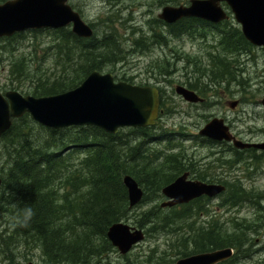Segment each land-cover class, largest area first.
I'll use <instances>...</instances> for the list:
<instances>
[{"label":"rangeland","instance_id":"obj_1","mask_svg":"<svg viewBox=\"0 0 264 264\" xmlns=\"http://www.w3.org/2000/svg\"><path fill=\"white\" fill-rule=\"evenodd\" d=\"M190 2L191 0H70L69 2L70 5L82 15L85 22L93 25L94 28L95 25L98 26L99 34H96V36L99 39L103 37V31L104 29L106 30L107 23H109L108 21L110 20L113 23L112 26L116 27L120 38H125V40H127L123 45L125 61L119 62V64L117 63L113 66H108L104 70V73L113 72V75L125 74L127 76H133L134 82L137 84L147 81L155 83L156 76H158L160 72L158 66L166 67V79H164L165 82L163 83L167 86V90L170 92L173 99L168 96L170 102L168 110L162 115L158 127L148 132L154 137V140L151 142L146 140L148 137H145L141 132L132 133L129 129L122 130L124 133V140L129 142L126 146L136 145L135 147H137L140 145V154L144 156V158L139 154L135 157V161L133 160L135 163L138 161L139 167H146L147 169L158 171L167 170L165 171L167 173H176L177 169L183 168L184 165L191 166V162H196L198 169L202 166L201 162H212L214 158L207 159L211 147L208 145L196 147L193 136H197L198 129L204 125L208 117L220 115L225 112L231 117L240 118V120L236 122L239 129L242 131L250 130L253 132L252 138L264 140V120L259 117L261 111L257 107L246 105L245 108L247 111L245 113L241 112L239 115H235L228 112L226 107H219L216 109L191 107L176 95L175 86L180 84V82L186 81L188 75L193 74V72L198 75H203L209 83L213 79L212 76L206 72L205 67H209V54L214 50L211 44H215L217 39L215 41L212 38L202 40L199 37L193 39L190 36L174 38L165 31L166 27H164V24L155 23V21H158V16L164 7H176L179 6V4L187 5L190 4ZM153 28L158 34L166 36L164 37V41H166L167 44H153L151 43L152 41H150L146 48L138 49L134 45L135 41L141 40L144 33L147 34L149 38H152L154 34ZM58 37V35L53 33V30H47L37 34L33 32L25 33L21 39H16L11 43H0L1 45H9V49L7 50L11 52L3 57L4 59L0 60V92L17 91L24 96H30L27 94L35 87L39 77L42 79V82H44L43 79L46 78H54L55 76L65 75L64 73L68 74L69 72L72 73V70L69 69L71 65L66 63L65 56L57 54L59 51V48L56 46ZM208 41L210 43H208ZM10 44L13 45V47H10ZM254 54L258 63V68L251 70L253 76L256 75L257 72L259 74L264 72V53L260 50H255ZM21 57L27 59V64L23 69H21L22 67L20 68V72L23 74L27 72L28 75L27 77L19 76V79H16L10 76L9 71L14 60ZM17 66L16 69H19V64ZM151 69H153V71ZM233 70H235L234 66ZM164 80L162 78L161 81ZM212 88L209 92L212 102H214V100L220 101V96L216 97V92L218 94V91H221V89L219 86ZM251 95L255 96L257 99V94L252 93ZM254 112L257 115H255ZM22 123L24 124L25 122ZM23 124H20L21 127H26L29 140L33 141L34 145L44 142L48 137V132L46 130L49 129L36 123L30 116L28 125ZM72 130L74 131L77 129ZM72 130H68V133ZM171 148L174 150H171ZM175 148L177 149L175 150ZM4 155L5 148L3 143L0 142L1 178L6 177V172L12 161L10 159L6 160V156ZM169 156H182L183 160H180V162L183 163L174 164L173 160L170 161V159H168ZM84 157H86V153L78 155L75 165H78L80 159ZM146 157H148V159ZM154 157L156 159H154ZM219 157H225V159L232 160V162L231 164L224 163L226 164L225 166H216V169L213 171L211 170V172H219L222 178L227 181L230 188L233 186L231 189H234V192L235 189H238L237 186H242L248 191V195L244 194L239 198V194H236L234 197L236 204L234 205L231 203L230 206L221 204V198L214 199L205 206V210L200 211L197 206L193 207L191 215V212H189L188 208L185 206L163 209L161 205L166 202L163 195H161V193L158 195L152 192L149 193L152 189L149 187V189H147L144 184L145 186H143V188L144 190L146 189V199L143 203L131 209L129 214L131 217L129 216L126 219L127 222L125 219L121 221L139 229L144 226L143 230H146L145 233L147 235L146 240L125 257L121 256L117 251H112L101 258L92 259L90 264H138L141 262H155L157 260L172 262L176 260V255L178 253L180 254V250L184 248L186 240L188 244L190 242L191 246L187 248L189 250L192 249V239L199 240L198 236L203 234L199 233L202 227H205V233H207L208 229H216L211 231L213 232L212 234L214 235L217 233L221 238L240 236L243 237L242 239L246 240V246L242 247L241 252L238 253L237 258L234 259L232 264H263L264 156L260 153H243L235 158L236 156L234 154L231 153L230 155L227 152L223 155H219ZM154 160H156V162ZM159 165L160 167H158ZM62 184L64 186L63 182ZM147 190L149 191L147 192ZM1 195L4 196V200L2 202L3 209L0 210V232L7 228L6 224L10 219V212L5 210V208L10 209L6 201V198L9 199L11 195L7 186L3 185ZM147 199H149V201ZM154 206L156 207L155 209ZM147 215H150L152 219L146 220L147 222L142 223L143 225L139 224V221H142ZM150 216L147 218H150ZM139 218H141V220ZM215 221H219L222 226ZM236 222H239V226H236ZM149 227L151 229H149ZM152 227L156 228L153 229ZM254 231L256 232L254 233ZM253 240H256L255 244L249 247V242ZM9 250L11 253L18 255L16 257L17 259L15 258L12 262H8L0 256V264L44 263L41 253L38 251L32 256L28 248L11 247ZM234 250L237 254L238 250L235 248ZM173 262L172 264H175L176 261Z\"/></svg>","mask_w":264,"mask_h":264},{"label":"trees","instance_id":"obj_2","mask_svg":"<svg viewBox=\"0 0 264 264\" xmlns=\"http://www.w3.org/2000/svg\"><path fill=\"white\" fill-rule=\"evenodd\" d=\"M186 27L187 25H184V28ZM166 28L170 36L182 34V30L173 25H166ZM53 33L59 36L57 54L65 56L66 63L71 65L69 69L72 73L46 78L43 79L44 82L39 77L35 87L27 95L40 98L74 90L95 70L103 72L108 66L125 60V56L121 55L124 54L122 46L111 27H108L105 31L107 35L102 39L97 36L91 40L79 39L69 29ZM23 36L24 34H21L0 39V43H11ZM155 38L161 43L164 41L162 34H156ZM218 43L224 49L210 53L209 67H205L213 80L222 75L236 74L229 58L233 53H242L252 48L240 31H227ZM144 44L143 41L136 40L134 45L139 49L144 48ZM7 49L9 45H1L0 60L11 53ZM18 64L19 69H16ZM26 64L25 57L14 60L10 67V76L16 79H19V76L27 77V72H20V68L23 69ZM158 68L159 74L166 73V67ZM167 104V99L161 102L162 108ZM28 123V115L14 121L12 128L0 139L5 148L6 160H12L6 177H3L4 186L8 187L11 194L9 199L6 198L10 209L5 208L10 212V219L7 221V228L0 232V256L8 262L18 256L10 252L11 247H24L29 249L32 256L35 252H40L44 263L90 264L92 259L101 258L114 250L107 239V232L111 225L129 217L131 210L128 193L122 184L125 175L137 179L142 187L146 184L147 189H152L149 193L158 195L175 176L185 170L178 168L176 173H167V170L139 167L138 161L134 162L135 157L140 154L139 145L126 146L129 142L124 140L123 132L109 135L93 127L46 130V140L34 145V142L29 140L26 127L20 125ZM68 130L72 131L68 133ZM151 130L154 128L130 132H141L151 141L152 136L148 133ZM65 150L67 151L63 153ZM84 153L86 157L81 158L80 163L75 165L76 157ZM3 200L2 195V202ZM2 209L3 204L0 210ZM147 217L140 221V224L152 219L151 216ZM214 230L216 229L212 228L209 231ZM198 237L199 240L193 241L191 250L187 248L190 246L186 240L184 248L173 261L220 248H235L241 252L245 244V240L240 236H219V239H216L214 234L208 243L204 236ZM237 256L238 253L233 261ZM173 261L157 260L138 264H172ZM233 261L225 264H231Z\"/></svg>","mask_w":264,"mask_h":264},{"label":"water","instance_id":"obj_3","mask_svg":"<svg viewBox=\"0 0 264 264\" xmlns=\"http://www.w3.org/2000/svg\"><path fill=\"white\" fill-rule=\"evenodd\" d=\"M222 3L230 7L245 39L264 50V0H192L190 6L165 7L159 19L166 24H174L184 18L219 24L228 19ZM68 26H72V33L78 38L89 40L94 37L93 28L72 8L69 0H10L0 3V39L27 31L58 30ZM176 91L186 101H199L194 92L181 86ZM159 108L160 93L156 88L116 82L111 73L103 74L96 70L78 88L55 96L35 98L25 97L17 91L0 92V138L12 128L13 120L26 114L52 130L95 127L116 135L121 129L155 125ZM227 131L222 121L214 120L201 131V135L217 141H231ZM234 145L238 149L256 147L264 150V144L253 146L235 142ZM187 177L188 174H184L163 189V195L169 199L163 208L184 205L202 195L214 197L224 190L187 181ZM123 184L127 189L129 208L133 209L142 202L144 190L130 175L123 177ZM1 186L0 179V189ZM107 236L123 256L145 240L142 230L125 222L113 224ZM232 257L233 250L228 248L184 258L176 264H220Z\"/></svg>","mask_w":264,"mask_h":264},{"label":"flooded vegetation","instance_id":"obj_4","mask_svg":"<svg viewBox=\"0 0 264 264\" xmlns=\"http://www.w3.org/2000/svg\"><path fill=\"white\" fill-rule=\"evenodd\" d=\"M180 5H183V4H179V6ZM183 6H190V4L183 5ZM221 6H222V9L228 15L227 20L214 25L204 20H200L196 18H185L174 24H171L175 28L182 30V34L180 36H171V37L179 38L182 36H188V37L190 36L193 39H196L197 37H199L202 40H205V39L208 40V38H212L214 41L217 39L215 44H211L212 45L211 47L216 49L218 52L222 51L224 48L220 47L218 43L221 37L224 36L227 31H235V32L240 31L241 32V26L235 21L230 7L226 3H222ZM158 21L161 24H165L164 22L160 21L159 18H158ZM184 25H187V27L184 28ZM152 30L154 33L152 38H149L148 35L145 33L141 37L140 41H144L145 43L144 48L147 47L150 41H152L151 43L153 44L155 43L161 44L160 40L158 38H155V35L158 33L154 30V28ZM166 31H167V28H166ZM163 43L166 44V41H163L162 44ZM208 43L210 42L208 41ZM251 46H252L251 49L245 52H242V53L241 52L233 53L231 55V58H229V60L233 62V66L236 68V70H234L236 74L232 76L222 75L220 76V78L216 80L212 79L209 83V81L203 75H198L197 73L193 72V74L188 75V79L186 78V81L180 82V84L175 86V93L177 94V91H176L177 87L181 86L189 91L194 92L199 98V101L194 103V102L185 101L183 97L179 96L182 100H184L191 107H200V108H205V109H211V108L216 109L219 107H226L228 109V112H230L231 114H235V115H239L241 112L245 113L247 111L245 108L246 105H250L255 108L257 107L261 111V114L259 115V117H261V119L264 120V90H263L264 89V72L262 74H259L257 72L256 75L254 76L251 74V70L258 68V63L255 57L254 51L260 50L263 52V49L259 47H255L253 45ZM237 54L239 57L237 56ZM250 63H253V64H250ZM151 70L153 71V69ZM114 76H115L114 78L116 82H125V83L133 84L136 86L153 87V88L158 89L160 92L161 102L165 101L166 99L169 102L168 96L173 99L170 92L167 90V86L163 83L165 82L164 79H166V75L164 74L162 75L158 74V76H156L155 83H151L147 81V82H142L139 84L134 82L133 76H127L125 74L114 75ZM162 78L164 81H161ZM217 86H219V88L221 89V91H218V94L216 92V97L220 96V101L214 100V102H212L209 92L212 87L216 88ZM252 93L257 94V99L255 98V96L251 95ZM167 108H168V104L166 108L165 107L162 108L161 106L160 115H159L157 124H159V122L161 121L162 115L164 114V112L168 110ZM254 114L257 115L255 112ZM214 120H220L223 122L224 127L228 129L226 133L229 137H231L230 139L231 141H226V140L217 141L207 136L201 135V131ZM239 120H240L239 117H236V118L231 117L226 112L220 115H212L208 117V120L204 123V125L198 129L197 136H193L194 141L196 143V147L201 146V145L202 146L208 145L211 147L210 154L207 159H210V158H214V159L212 160V162H206V161L201 162L202 166L200 169L197 168L196 162L195 163L191 162L192 164L191 166L184 165L183 168L185 170L182 171L177 176H175L174 180L171 183H174L182 175L188 174L187 181L201 182L207 185L221 187L224 190L221 193L215 195L214 197L202 195L201 197L196 198L190 201L189 203L180 206V207H183V206L187 207L189 212H191V215H192L193 207L197 206L200 211L205 210L206 209L205 206L208 205L214 199L221 198L222 199L221 204H223L224 206L226 205L230 206L231 203L234 205L236 204V202L232 201L234 197L236 196V194H239L238 197L240 198L244 194L248 195L247 194L248 191L242 186H237L238 189H235V192H234V189L230 188L227 181L224 180V178H222V175L219 172H211V170L213 171L214 169H216V166H225L226 164L224 163L231 164L232 160L225 159V157H219V155L221 154L223 155L227 152L230 155L231 153L234 154L236 157L239 154H243V153L245 154L260 153L264 156V150L256 148V147H251V148H246V149H238L235 147L234 145L235 142H241L243 144L253 145V146L264 144V140H257L251 137L253 134L252 131L250 130L242 131L241 129H239L238 126L236 125V122H238ZM180 157L181 159H179ZM174 158L175 159H173V161H175L176 164L183 163V162H180V160H183L182 156H174ZM226 161H229V162H226ZM219 168H223V167H219ZM215 222L219 223V221H215ZM208 231L207 233H205V227H202L199 232V233H203L199 235L200 238L204 236L206 239H208L206 243H208L211 240V237L214 236L212 234L213 232L211 231L208 232ZM255 232L256 231H254V233ZM218 237H219V234L216 233L215 238L219 239ZM193 241L194 239H192V245H193ZM255 241L256 240L250 241L249 247L253 246L255 244ZM189 246H190V242H189ZM219 250H223V249L220 248V249H215L211 251H204L201 253L192 254L188 257L198 255V254L211 253V252H215ZM232 250L234 251V256H235L236 251L234 250V248ZM237 253H239V251ZM234 256L231 259L225 262H222L220 264H225L226 262L233 261Z\"/></svg>","mask_w":264,"mask_h":264},{"label":"bare ground","instance_id":"obj_5","mask_svg":"<svg viewBox=\"0 0 264 264\" xmlns=\"http://www.w3.org/2000/svg\"><path fill=\"white\" fill-rule=\"evenodd\" d=\"M113 11H115V10H113ZM119 12V11H118ZM115 13V12H114ZM114 13H112V14H114ZM117 13V12H116ZM110 14V13H109ZM130 14H132V13H130ZM114 16V15H113ZM125 17V16H124ZM130 18V17H129ZM132 18V17H131ZM134 19V18H133ZM130 20V19H129ZM133 21V20H132ZM109 23H107L108 24V26H107V28H106V30L108 29V27H111V29H112V31L114 32L113 34H115V36H116V38L118 39V41L120 42V44H121V46H122V49L124 48V44L127 42V40H125V38H120V36H119V34H117V31H116V27L115 26H112L113 25V23L109 20L108 21ZM149 22V21H148ZM112 23V24H111ZM146 23V22H145ZM109 24H111V25H109ZM188 25V24H187ZM139 27V26H138ZM144 27V26H143ZM131 28V27H130ZM161 28V27H160ZM129 29V28H128ZM133 29V28H132ZM188 29V28H187ZM105 29H104V31H103V34H102V38H104L107 34L105 33V31H106ZM130 30V29H129ZM139 30V29H138ZM95 31H96V34H99V32H98V26H96L95 25ZM132 31V30H131ZM135 31V30H134ZM166 31V30H165ZM136 32V31H135ZM139 32V31H138ZM167 32V31H166ZM131 33V32H130ZM170 33V32H169ZM140 35V34H139ZM171 35V34H170ZM101 38V39H102ZM176 38V37H175ZM158 41V40H157ZM159 42V41H158ZM76 43V42H75ZM142 43V42H141ZM74 44V43H73ZM121 55H124L123 53L121 54ZM237 56H238V54H237ZM239 57V56H238ZM236 59V58H235ZM241 59V58H240ZM225 60V59H224ZM115 61V60H114ZM64 62V61H63ZM117 62V61H116ZM238 62V61H237ZM113 63V62H112ZM233 63V62H232ZM116 64V63H115ZM119 64V63H118ZM239 64V63H238ZM114 65V64H113ZM234 65H236V64H234ZM235 70H236V68H235ZM193 79V78H192ZM199 80V79H198ZM197 81V80H196ZM198 82V81H197ZM207 88V87H206ZM173 114V113H172ZM153 135V134H152ZM160 135V134H159ZM163 137V136H162ZM164 137H165V135H164ZM167 137V136H166ZM171 138V137H170ZM143 140V139H142ZM145 140V139H144ZM148 140H149V138H148ZM150 140H152V139H150ZM154 140V139H153ZM152 140V141H153ZM158 140V139H157ZM134 141V140H133ZM138 141V140H137ZM136 141V142H137ZM169 141V140H168ZM147 142V141H146ZM151 142V141H150ZM162 142V141H161ZM149 143V142H148ZM157 143V142H156ZM204 143V142H203ZM147 144V143H146ZM145 144V145H146ZM155 144V143H154ZM161 144V143H160ZM148 145V144H147ZM150 145V144H149ZM140 146V145H139ZM145 147V146H144ZM177 148H175V150H176ZM166 150V149H165ZM170 150V149H169ZM171 150H174V149H172L171 148ZM67 150H65V151H63V153H65ZM148 151V150H147ZM150 153V152H149ZM148 153V154H149ZM152 153V152H151ZM156 153V152H155ZM145 154V153H144ZM170 155H172V154H170ZM5 156V155H4ZM152 156V155H151ZM160 156V155H159ZM162 156V155H161ZM238 157V156H237ZM236 157V158H237ZM147 159H148V157H146ZM143 159V158H142ZM149 159H151V158H149ZM154 159H156L155 157H154ZM168 159H170V161L171 160H173V158L171 157V156H169L168 157ZM175 159V158H174ZM180 159H181V157H180ZM157 160H158V158H157ZM239 160V159H238ZM241 160V159H240ZM144 161H145V159H144ZM155 162H156V160H154ZM162 161V160H161ZM169 161V162H170ZM146 162V161H145ZM144 162V163H145ZM235 162V161H234ZM159 163H160V161H159ZM159 163H157V164H159ZM146 164V163H145ZM153 164V163H152ZM236 165V164H235ZM158 167H160V165L158 166ZM163 169V168H162ZM231 169V168H230ZM160 170V169H159ZM161 171V170H160ZM133 173V172H132ZM127 174V173H126ZM138 174V173H137ZM5 175V174H4ZM136 176V175H135ZM139 178V177H138ZM0 179L2 180V185H4V180H3V178H1L0 177ZM137 180V179H136ZM164 181H165V179H164ZM123 184V183H122ZM124 185V184H123ZM144 185V184H143ZM146 185V184H145ZM234 185V184H233ZM125 187V186H124ZM233 187V186H232ZM231 187V188H232ZM236 187V186H235ZM146 190V189H145ZM149 190H147V192H148ZM228 193H229V191H228ZM149 194V193H148ZM151 195V194H150ZM146 197V196H145ZM158 198V197H157ZM148 201H149V199H147ZM144 201V200H143ZM233 202H235L234 201V199L232 200ZM157 202V201H156ZM128 203H129V201H128ZM143 203V202H142ZM229 203V202H228ZM239 203V202H238ZM59 206H61V203H59ZM156 207L154 206V209H155ZM149 212H151V211H149ZM132 214V213H131ZM147 214V213H146ZM144 215V214H143ZM178 215V214H177ZM130 217H131V215H129ZM141 217V216H140ZM176 217V216H175ZM178 217V216H177ZM126 218V217H125ZM179 218V217H178ZM132 219H134V218H132ZM140 220H141V218H139ZM138 219V220H139ZM126 220V219H125ZM124 220V221H125ZM143 220V219H142ZM126 222H127V220H126ZM145 222H147V221H145ZM148 223H151V222H148ZM214 223V222H213ZM217 223V222H216ZM139 224H140V221H139ZM152 224V223H151ZM217 224H220V223H217ZM138 225V224H137ZM143 225V224H142ZM157 225V224H156ZM155 225V226H156ZM166 225V224H165ZM221 225V224H220ZM141 226V225H140ZM151 226H153V225H151ZM158 226V225H157ZM222 226V225H221ZM236 226H239V222H236ZM163 227V226H162ZM167 227V226H166ZM142 228V227H141ZM143 228H144V226H143ZM142 228V229H143ZM153 229H155L154 227H152ZM158 228V227H157ZM215 228H218V227H215ZM149 229H151L150 227H149ZM166 230V229H165ZM146 231V230H145ZM155 231V230H154ZM158 231V230H157ZM167 231V230H166ZM167 232H169V231H167ZM191 232V231H190ZM153 233V232H152ZM172 233V232H171ZM161 234V233H160ZM163 235H165V234H163ZM167 235H168V233H167ZM161 237V236H160ZM163 237V236H162ZM166 237V236H165ZM170 237V236H169ZM246 241V240H245ZM245 244L243 245V247H245L246 246V244H247V242H244ZM172 245V244H171ZM171 247V246H170ZM171 249V248H170ZM126 264H128V263H126Z\"/></svg>","mask_w":264,"mask_h":264},{"label":"clouds","instance_id":"obj_6","mask_svg":"<svg viewBox=\"0 0 264 264\" xmlns=\"http://www.w3.org/2000/svg\"><path fill=\"white\" fill-rule=\"evenodd\" d=\"M28 215H29V216L31 215L30 211H29Z\"/></svg>","mask_w":264,"mask_h":264}]
</instances>
